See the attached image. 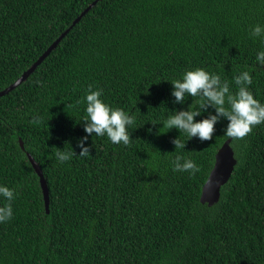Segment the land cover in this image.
<instances>
[{
	"label": "trees",
	"instance_id": "1",
	"mask_svg": "<svg viewBox=\"0 0 264 264\" xmlns=\"http://www.w3.org/2000/svg\"><path fill=\"white\" fill-rule=\"evenodd\" d=\"M93 1L0 0V90ZM256 23H264V0H98L0 97V183L15 190L13 216L0 223V264H264V123L236 139L223 134L221 118L204 141L160 124L171 110L197 104L191 96L174 104L167 81L195 66L220 73L233 91V77L247 67L264 103L261 45L248 36ZM88 85L135 111L130 141L93 133L89 155L58 164L57 148L79 154ZM178 136L185 146L175 150ZM227 139L237 163L218 200L202 202ZM27 152L47 181L48 212ZM177 154L199 172H174Z\"/></svg>",
	"mask_w": 264,
	"mask_h": 264
},
{
	"label": "clouds",
	"instance_id": "2",
	"mask_svg": "<svg viewBox=\"0 0 264 264\" xmlns=\"http://www.w3.org/2000/svg\"><path fill=\"white\" fill-rule=\"evenodd\" d=\"M248 36L253 40H258L261 47L256 51L255 61L258 65L264 66V23L251 25ZM172 88L170 95L174 98V104L183 105L186 97L191 96L197 99V104L192 103L188 107L173 109L166 119L161 121L162 127L167 130L175 128L179 133H184L187 137L197 138L204 141L212 138L216 125L221 118L227 120L223 134L230 138L241 139L250 133L254 126L264 123V103L255 99L249 87L252 83V75L247 67L238 70L233 77L235 90L230 88L227 79H223L221 74L209 71L205 67L195 66L185 69L178 78L167 80ZM81 103V101H77ZM84 105L81 121L85 135L76 141V147L80 149L77 155L73 147L67 150L57 148L54 153L58 164L70 161L74 156L84 157L89 155L88 145L85 141L93 133L95 136L103 137L113 144L127 145L130 141V129L132 128L136 114L135 111H127L124 108L112 106L104 98L103 89L88 85L82 97ZM211 107L214 112H208L200 120L194 118ZM40 117L36 116L31 121L39 123ZM176 149L184 148V142L178 137L172 140ZM174 172H187L190 176L199 172V165L192 159L177 154L171 162ZM14 189L6 184L0 183V223L9 221L13 216L12 200L14 199Z\"/></svg>",
	"mask_w": 264,
	"mask_h": 264
},
{
	"label": "water",
	"instance_id": "3",
	"mask_svg": "<svg viewBox=\"0 0 264 264\" xmlns=\"http://www.w3.org/2000/svg\"><path fill=\"white\" fill-rule=\"evenodd\" d=\"M98 2V0H94L88 7H86L77 17L74 19L73 23L65 30L63 31L60 36L52 42V44L41 54V56L34 62L30 67H28L15 81H13L11 84H9L4 89L0 90V97L10 92L12 89L17 87L20 83L25 81L29 75L37 68L39 64L50 54V52L57 46V44L60 42V40L64 37V35L81 19L83 15H85L89 9L92 8L93 5H95ZM20 144L22 148H24L23 140L20 139ZM27 156L29 161L31 162L34 170L39 175L40 179V185L42 188V193L44 196V203L47 212L49 211V203H50V197H49V188L47 185V181L44 177V174L42 172L41 166L36 161L34 156L27 152ZM237 163V159L234 155V150L232 146L230 145V139H227L224 141V143L221 145V147L217 150V153L215 155V162L214 165L210 171V174L205 181L203 187H202V193H201V201L202 202H208V204H212L216 202L220 196V188L222 184H224L231 176L235 165Z\"/></svg>",
	"mask_w": 264,
	"mask_h": 264
}]
</instances>
